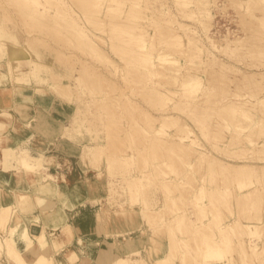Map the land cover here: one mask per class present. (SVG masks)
I'll use <instances>...</instances> for the list:
<instances>
[{"label":"bare ground","instance_id":"obj_1","mask_svg":"<svg viewBox=\"0 0 264 264\" xmlns=\"http://www.w3.org/2000/svg\"><path fill=\"white\" fill-rule=\"evenodd\" d=\"M170 1L0 0V45L11 56L0 58L2 76L11 79L9 64L24 52L29 62L43 54L34 68L48 64L56 80L40 74L36 85L28 71L11 85L14 94L20 92L13 108L23 127L48 139L77 138L85 130L89 142L73 148L81 166L92 164L98 177L111 175L108 207L95 212L108 245L91 263L94 253L79 237L72 242L65 220L57 221V232V222L30 232L29 223L56 213L51 194L57 186L45 166L52 159L0 139L3 169L12 163L30 178L39 175L32 193L17 194V205L0 206V264H103L111 249L116 256L105 264H264V92L229 91L234 78L226 74L237 63L229 65L217 54L228 57L250 37L264 46V0H245L243 11L260 20L241 37L207 38L212 51L183 22L198 4ZM210 18L194 21L206 33ZM10 21L20 38L7 28ZM46 46L56 50L47 53ZM261 64L252 63L248 71L255 74ZM70 78L72 87L63 83ZM164 78L174 86L165 88ZM85 90L90 96L81 98ZM65 105L72 112L71 131L64 122L53 124V110L64 111ZM82 107H89L87 119ZM96 124L101 137L92 132ZM60 200L71 205L66 197Z\"/></svg>","mask_w":264,"mask_h":264},{"label":"rangeland","instance_id":"obj_2","mask_svg":"<svg viewBox=\"0 0 264 264\" xmlns=\"http://www.w3.org/2000/svg\"><path fill=\"white\" fill-rule=\"evenodd\" d=\"M153 1H154V4L157 3V0H153ZM164 1H166L167 3L169 1V4L171 5L170 0H164ZM239 3H240V5H239ZM195 5H197V7L194 9L195 13L192 16H186V18L183 20V22L187 23V25L190 27L191 30H194L195 39H197L199 42L203 43L204 47H206L209 51H212V49H214V48L212 47L211 42H208L207 38H210V39L214 38L218 41H222L223 36H225L226 34H227L226 36L233 35L234 33H239V37H241V35H242L241 33H243L245 30H250L252 25L255 22L260 20V19L255 18L252 14H249V13L243 11V8H245V0H191V2L189 3V7L191 6L193 8ZM171 9L173 10V12L175 14H177L176 13L177 10L174 8V6L171 7ZM206 13L208 15H206ZM199 15L201 16V18H203V17L205 18L209 15L211 16V18L209 20L210 29H208L206 31V33H205L206 29H203L201 24L194 21L195 17H197ZM144 21H146V20L144 19ZM10 23H11V26L7 27V28H9V31L11 33L12 32L16 33L15 35L19 34V36L20 35L22 36V32L20 31L18 25L14 24L13 21H10ZM242 24H244V25H242ZM204 25H207V24H204ZM12 29H14L15 31H13ZM149 30H150V33H153L152 29H149ZM177 31H179V30H177ZM19 36L17 35V37H19ZM19 42L23 43L21 39ZM250 42H251V46L249 45ZM242 43L246 46H243L242 48L237 49L236 52L230 51L228 57L223 52H221V53L217 52V54L220 55V57H218V58H220L224 61L227 60L229 65H232V63H237L235 65V67L230 69L229 72L226 74V75L234 78V79H232V81L231 80L229 81L228 90L229 91H237V92H248L250 95L251 94L261 95L264 92V79H262V77H261L262 75H264V49H263L264 46L262 48H260V46H259L260 43H256V45H254V42H252L251 37L247 40L246 44L243 41H242ZM57 45H59V44H57ZM59 46L64 47L63 45H59ZM105 48H106V46H105ZM157 48H159V47H157ZM44 49H46L47 53H49V51L51 52V50H56V47L55 46H52V47L46 46ZM24 54H25L24 52H21L18 55V62L14 63V64H9V68H10L9 72L11 71L9 73V75L11 76V79H10L11 84H14V82L18 79V76L20 74L26 73L28 71H29V73L26 76L31 78V75L33 72V74H34L33 79L34 78L37 79L36 85H38V83H39L38 81L41 78L40 74H44L46 76V79L49 80V82L56 81L55 79H50L51 71H49L50 66L47 63H46L47 65L46 66L44 65L40 69V71H38L37 68H34L35 62L37 60L41 59L43 57V54L38 55L37 58L33 62H29L28 60H26ZM0 58H2L4 60L11 59V56L9 55V50H8V47L6 44L0 45ZM235 60H238V61L243 60L244 63H246L247 65L243 68V67H241V64ZM260 62H262L263 64H261L260 69L255 70V74H252L253 72L251 73L250 71H248V69L251 68L252 63L256 64V63H260ZM40 63L45 64V62H43V60L40 61ZM95 64H97V63H95ZM71 65L75 66V65H77V62L73 63ZM101 67L102 66H100V68ZM103 68L104 67H102L101 69L103 70ZM198 68H200V65L197 66V69ZM237 70L239 72L236 73L237 75L235 78L232 76V74L237 72ZM103 74H105V69H104ZM103 76H105V75H103ZM96 77L101 78L100 76H96ZM95 78L92 80V84H93ZM101 79H103V78H101ZM161 80L164 81L162 83V85L165 86V88H171L172 86H174V83L172 81L166 80L165 78L161 79ZM63 83H67L70 85V87H72V84H73L72 78H70L69 80L63 81ZM119 84H122V83H119ZM123 85H120V86H123ZM30 86H32V83L30 84ZM133 88H136V87L133 86ZM88 96H90V94L88 93V91L85 90V92L82 94L81 98H87ZM59 102L64 104L65 100L63 98H60ZM65 106H66L65 110L68 111L69 114H66V116L63 118L64 125L67 126L68 129L71 131L72 130L71 129L72 121H70V119H71L70 115L72 114V112H71V109L67 105H65ZM85 108L86 107H82L79 109L82 112L83 117H85L87 119L88 113H89L88 112L89 107L86 108L87 110ZM65 110H64V112H65ZM21 132H23V133L28 132V134H32V135H30L27 143L16 144L15 146H17V148L18 147L28 148V150L30 151L32 156H34V155L38 156L39 153H41V152L43 153V155H42V153L40 154L42 156L52 155L53 159L51 162L49 161L51 164L49 168H51V170L54 171V174H56V171L62 170L66 174V177H67L66 179H68L67 181H70L71 185L73 184L74 187H75V185L77 186V187H75L76 193L79 192L80 195H85V189L87 188V184L92 183L93 185H95V187H96L95 196L97 197V199H95V200H98V201H95V200L93 201V199H90L91 203H87L88 201H86V199H87L86 198L84 200V202H85L84 205H82L78 209V210H80V215L82 216V219L84 218L82 221L77 220L78 225H85L86 227H88L91 224L90 220H89V217L91 214L90 211L93 209L96 210L97 208H99V206H103L104 209H105V207L106 208L108 207L107 203H106V198H105L106 193H107V187H108V182L106 183V180L108 181L109 178L111 179V175L106 174V175H102V176L98 177L96 174L97 171L95 170L94 166H92V164H89V163H86V166L84 168L90 167L89 170H92V171H84L83 167L81 166V164L79 162V158H78L77 154H70L69 153L70 155L69 154H67V156L64 155L63 152H61L59 149L55 148V145H53V143H48L45 139L42 138L41 135L32 132L31 129H28V128L22 129V127H21L18 134H20ZM92 132L94 134H96L97 136L101 137V126L99 124L93 125ZM33 136H35V138ZM76 137L77 138L79 137L82 141L86 142L89 139V134L86 133L85 130H81L80 133L76 134ZM35 144L41 145L42 147H44V149H41V148L39 149L38 147H35L36 146ZM16 154L17 153H15V155ZM1 158H2V152L0 151V168L1 167L4 168L5 166H3V162H2L3 160H1ZM11 162H14V161L11 160ZM9 168H11V169L13 168L12 163H11V167H9ZM120 169L121 168L119 166H117V167H115L114 170H115V172H120ZM3 170H5V169H3ZM8 170L9 169L7 168L5 170V172H9ZM35 175L38 176V174H35ZM54 179H55L54 181L57 180L55 175H54ZM64 180H63V182H64ZM51 196H53V195L51 194ZM84 197H86V195ZM115 207H118V206H115ZM115 207H112V209L115 210ZM111 222H112V226H113L116 223V220H112ZM57 231H59V230L56 229L54 232H57ZM51 233H53V232H51ZM118 238L121 239L122 237H118ZM18 245L20 247L19 242H18ZM114 256H116V255L114 254L112 257H114ZM2 259H3V257H2Z\"/></svg>","mask_w":264,"mask_h":264},{"label":"crops","instance_id":"obj_3","mask_svg":"<svg viewBox=\"0 0 264 264\" xmlns=\"http://www.w3.org/2000/svg\"><path fill=\"white\" fill-rule=\"evenodd\" d=\"M3 71H5L4 63H2L0 67V120L3 123V128L2 130H0V139L3 145L7 144L9 146H15L16 144L27 143L30 135L32 134H28V132H21L20 134H18L21 127L22 129L26 128L23 127L24 118L13 108V104L16 98L21 101L20 92L14 94L15 90L13 86H11L12 84L10 83V80H7L2 76ZM24 90L25 92H28L27 88H23L21 91ZM5 111L8 112V115L3 114V112ZM66 114H69L66 110L65 112L61 111V109L53 110V124L56 123L57 125L59 121L64 122L63 118L66 116ZM33 137L35 138V136ZM42 138L45 139L48 143H53V145H55V148L59 149L66 156L69 153L78 155V151L75 152L73 148L78 149L80 145L85 143V141H82L79 137L64 138L56 135L55 137H50L51 140L50 138H44L43 136ZM86 142H89V140H87ZM35 145V147H38V144ZM47 157L53 159L52 155H48ZM50 165V162L46 165L48 172H51L56 177H59L56 181L51 183L52 185L57 186V192L52 196L53 201L55 202L53 205V209L56 210V213L52 214V216L49 217L43 216L38 220V222L29 223V230L32 233H37L40 230L42 223H44L48 227L53 222L56 223L58 221L59 223H61L63 222V220H65V223H69L72 229V242H74L79 237L83 243L84 248H89V250L94 253L90 261L91 263H93V261L97 259L96 254L99 252V250L101 248L107 249L108 244L106 241V236L103 231L100 230L99 232V230L97 229L95 213L96 210L93 209L90 211L91 214L89 220L91 224L88 227H86L85 225H78L77 220L82 221L84 219H82L80 210H78L82 205H84V200L87 198V203H91L90 199H93L94 201L97 198L95 196L96 187L92 183L87 184V188L85 189L86 197H84L85 195H80L79 192H75V187L77 186L75 185L74 187L73 184L71 185L70 181H67L68 179H66V174L62 170L56 171V174H54V171L49 168ZM89 168L90 167H86L83 169L84 171H92L89 170ZM8 171L9 172H5L2 167L0 168V206L6 204L17 205L18 201L15 200L17 194L32 193L34 189V181L39 177V175H35L30 178L21 169L17 168H9ZM61 197H66L67 202L71 205L64 206L60 200ZM39 212V209L35 207L32 213L38 216ZM16 214L20 215L19 217H21V214ZM24 218L25 216L22 215V219ZM59 223L58 227L56 228L58 230L60 229ZM116 223L112 226L113 228H115ZM49 228L50 227H48V229ZM19 243L20 246L23 245L21 242ZM116 253L117 252L115 249H111L110 253H108L107 256L102 260V263L105 264L109 260V258H112L114 254L116 255Z\"/></svg>","mask_w":264,"mask_h":264}]
</instances>
